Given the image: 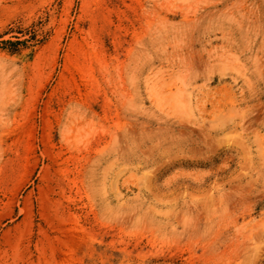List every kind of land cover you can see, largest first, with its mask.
<instances>
[{"label":"rangeland","instance_id":"obj_1","mask_svg":"<svg viewBox=\"0 0 264 264\" xmlns=\"http://www.w3.org/2000/svg\"><path fill=\"white\" fill-rule=\"evenodd\" d=\"M0 264H264V0H0Z\"/></svg>","mask_w":264,"mask_h":264}]
</instances>
